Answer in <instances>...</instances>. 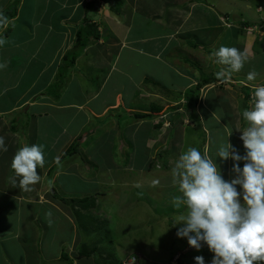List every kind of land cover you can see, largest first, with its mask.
Masks as SVG:
<instances>
[{
  "label": "crops",
  "instance_id": "crops-1",
  "mask_svg": "<svg viewBox=\"0 0 264 264\" xmlns=\"http://www.w3.org/2000/svg\"><path fill=\"white\" fill-rule=\"evenodd\" d=\"M11 1L3 0V3H0V10ZM28 1H21L17 17L13 19L7 37L2 36L5 35L3 33L10 25L0 28V38L4 40L3 45H0V63H6V68H9L10 65L6 59L13 58L17 61L13 64L14 70H19L26 66L27 59L30 62L39 57L40 50L38 48L31 47L32 51L24 49V45H29L30 39L34 36L42 38L44 43L40 41L41 45H50L52 53L49 55V60L43 61L46 68L40 69L36 73L38 77L32 75L30 78L24 73L21 82L12 81L10 78L3 80L1 76H3L5 68L0 70V136L4 137L8 148L6 152L0 151V210H3L4 213L8 211L6 204L12 203L13 200L18 202L15 210L20 212H23L25 205H52L50 204L51 199L46 198L51 195L47 191L50 188L47 185V178L51 172L52 168H49L52 163L63 162L65 148L75 140L78 142L89 141L93 138L114 139L113 135L117 132L115 120L113 121L115 114H110L111 119L107 120L110 112L124 116L125 119L128 117L130 121L125 120L121 127L124 131L134 129L144 122L149 124L151 129L145 137H147L148 143L156 144L154 153L150 154L151 159L154 158L159 148L165 149L163 146L168 144L167 140L170 139V135L173 134V131L176 132V136L173 134L172 137V145L176 151L168 154L166 170L155 173L152 170L153 165L155 168L161 169L160 165L158 162L155 164L154 161L149 160L147 166L144 169L141 168L135 179L122 182L123 187L126 188L134 187V183L137 182L138 185L142 184L148 188L156 189L152 193V199L155 202L160 203L157 188L160 189V192L163 189L159 181L167 174L172 176V168L177 157L189 148H182L185 144H181L180 141L183 133H188L186 130L180 133L185 125L195 127V124L201 120L200 122L205 126L203 127L204 145L201 152L206 151L211 158H216L218 146L221 143H226L227 139L241 155H244L242 151L246 150L240 139L242 131L231 129L233 126L243 129L244 123H246L243 118L237 117L238 110L241 108L238 105L239 101L234 97V92L239 93V90L233 89L232 83L231 85L229 83L232 89L230 87L229 89L228 87L221 88L223 85L218 87L221 81L201 88L200 98L195 108L197 117L194 115L193 118L184 107V104L189 106V102L184 96L185 91L195 86L204 77L194 71L190 64L191 58H201L200 51H204L203 43L206 40L211 44L212 38L220 37L223 30L234 29L235 26V23L224 20L223 11L217 12L216 2L208 0H123V4L115 11L112 7L113 4L109 5L111 2L105 3L109 7L99 8L98 1L104 3L102 0H93L95 3L92 8H89V3L92 0H84V8L80 6L83 0L74 2L57 0L51 13L43 11V16L40 15V18L37 19L38 11L41 12L43 9L37 7L36 9L39 10L36 11L30 7ZM45 1L47 2V0ZM201 5L206 13L214 8L216 11L212 14L214 19L205 18V20L200 15L198 16L199 20H192L195 11L203 12L200 8ZM27 7L33 9L29 11L32 12L31 16L25 14ZM92 10L95 11L94 17L87 18L88 12L90 13ZM90 23L97 27L99 38L96 39L91 32H88L85 38L86 45L83 48L80 46L76 48L78 56L75 63L71 65L65 63L63 59L67 53L74 49L78 31ZM45 28L48 31L41 34ZM27 32L31 34L30 38H28ZM235 32V45H239L242 50L249 49L248 55L250 51H255V54L263 52L264 39L258 37L260 31L255 32L257 35L254 40L247 37L248 32L240 34L239 27ZM196 34H200L201 37L197 42H193L191 39ZM195 52H199L200 56H195ZM210 53L212 52L210 51ZM173 54H175L174 62L170 60ZM2 55L6 59L1 57ZM213 58H216L215 55ZM171 76L174 79L177 77L178 81H181V86H178L175 80H169ZM261 77L264 78V75L256 79L261 80V84H264V79ZM227 79L225 80L227 81ZM75 80L79 84L76 83L78 86L71 88V92L68 94L67 89ZM237 83L250 86V89L255 88L244 80H238ZM77 87H81L83 90L81 96ZM51 88H54L55 91L50 94L48 90ZM213 90L215 96L221 99L222 105L219 109L221 112H217L211 105H207V92ZM175 91L178 93V95L175 94L176 97L173 95V92L176 93ZM179 92L183 94H180L181 97ZM67 95H69L68 98ZM202 108L208 110V114H205L208 118L212 117L213 132H209L205 123L202 122L205 116ZM22 113L26 117L32 113L37 116L34 130L32 122L30 120L26 122V129L30 133L28 137L22 134L24 131L22 119H15V116H20ZM176 113H180V117L172 118V115ZM64 115H66L64 118L65 129L72 130V134L66 140L69 142L64 145L63 152L59 153L56 160L52 161L50 165L45 164L44 168H48L47 174L42 172L43 169H40L41 179L31 186L30 191L19 188L18 183L14 185L15 174L11 163L16 151L25 144H43L47 149L48 134L39 130L40 120L43 117H48L51 123L48 120L47 122L52 128L56 129L58 126L62 128L59 119H62ZM128 122L129 125L135 123V127H129ZM106 123L111 127L105 128ZM67 131L65 132L69 133ZM231 132L232 135L228 138ZM80 149L83 148L80 147ZM76 153H78V149ZM216 162L219 167H224V170H221L226 180L234 178L233 174L235 173L232 171L234 162L231 158L224 161L217 157ZM243 163V161L240 162L241 167H243ZM62 173H64L62 169L53 173L51 180V183H54L53 186L57 182L58 175ZM156 176H159V180L155 179ZM55 193L56 190L53 189V194L55 195ZM53 198L58 201L57 196H53ZM56 203L53 206H56ZM182 207L184 206H181L176 212L181 213ZM63 215L65 219L72 220L70 214L64 212ZM162 219L166 221L167 217ZM71 224L73 226L75 223L71 221ZM161 228H163L162 224ZM165 231L172 233L174 231L173 224H169ZM75 232L77 229H73V233ZM141 241L149 244L148 248L141 247L143 248L141 252H146L144 259L141 260L146 264H170L172 258L179 253L181 254V264H196L195 257L190 256L187 252L192 249L189 245L178 244V247L173 245L171 248H166L165 243H162L163 239H147L144 235H141ZM46 247L43 246L44 251ZM134 258L140 257L134 255Z\"/></svg>",
  "mask_w": 264,
  "mask_h": 264
},
{
  "label": "rangeland",
  "instance_id": "rangeland-1",
  "mask_svg": "<svg viewBox=\"0 0 264 264\" xmlns=\"http://www.w3.org/2000/svg\"><path fill=\"white\" fill-rule=\"evenodd\" d=\"M55 1L57 0H47V2L45 0H29L28 4L36 11L43 9L41 12L40 10L38 11V15L36 14L37 19H39L40 15L43 16V11L51 13L54 10ZM70 1L74 2L76 0ZM208 1L217 3V9H215L217 12H219V10L223 11V18L226 22L235 23V30L233 28H226L221 33L220 37L215 36L212 38L211 44L206 40V42L203 43L204 51H200L202 55L201 58H191L192 62L190 64L194 71L198 72L199 76L217 75L221 70L225 71L226 75L221 77L224 80L221 81V85L219 84L218 87L223 85L221 88L228 87L229 89L232 83V88L239 90V93L234 92V97L239 101L238 105L241 108L238 110L237 117L242 118V112L252 106L254 89H249V93L251 94L250 99L245 101L244 95L246 93L245 91L242 92V85H239L237 82L238 80H244V82H247L253 87L261 84V80L255 79L249 81L247 76L249 72L253 71L258 73L256 78L264 75V50L256 54L255 51H250L248 55L249 60L245 63L244 67L236 72V74L232 72L230 75L227 72L228 66L217 63L216 58H213V56L215 51L221 46L239 48V45H235V31L240 27V20L253 23V27L247 30L249 33L247 37L254 40L257 35L255 32L260 31L258 37L264 39V31L259 28V24L264 21V0ZM83 2L84 0L80 3L81 8L85 7ZM0 3H3V0H0ZM111 4H113L112 1L109 5ZM97 6L99 8L109 7L101 1H98ZM97 6L95 5V8H97ZM37 7H39V9H36ZM200 8H202L203 12L199 13L195 11L192 20H199L200 17L198 16L200 15L204 17V19H214V17H212V14L216 12L214 8L209 10V13L204 11L203 5H201ZM33 9L27 7L25 14L31 16L32 12L29 11ZM94 15L95 11L92 10V12H88L86 17H94ZM52 25L54 26V23ZM47 31V28H45L41 34H45ZM5 36L7 37L8 35L2 37ZM27 36L30 38L31 34L27 32ZM199 37H201L200 34H196L191 40L197 42ZM34 38L30 39L29 45H24V49L32 51L33 47L38 48L40 50L38 54L39 57L32 59L30 62H28L27 59L25 61L26 66H23L21 69L14 70L13 64L17 63L15 59H6L3 55L1 56L6 59V62L10 65L9 68H5L3 76H1L3 80L10 78L12 81L21 82L24 73L32 78V75H35V77L37 76L36 73H38L40 69L46 68V64H44L43 61L50 59L49 55L52 53L49 48L50 45H41L40 41L42 42V38L35 36ZM241 39L244 38L241 37ZM210 51L212 53H210ZM248 51L249 49H247V52ZM198 54L199 52H195V56H200ZM253 54L254 56H252ZM170 60L173 62L175 61V54L170 57ZM226 78H228L227 81L225 80ZM165 79L167 80V76ZM261 79L264 78L261 77ZM169 80H175L177 85L181 86V81H178L177 77L174 79V77L171 76ZM76 83L79 84L75 80V82L69 85L67 89L69 91L68 94H70L71 88L78 86ZM77 90L81 96L83 92L81 87H77ZM175 94L178 93L173 92L174 96ZM68 97L69 95H67V98ZM206 102L208 103L207 105H211L217 112H221L219 109H221L220 106L222 102L221 99L215 96L214 90L207 92ZM184 107L187 113L191 114L194 118L195 111L193 108L190 106L188 107V104L186 106L184 104ZM202 112L203 115L208 114V110L203 108ZM110 114H115L113 121L115 120L116 124L114 122L112 123L115 124V130H117V132L113 135L114 139L93 138L89 141L81 140L78 141L79 147L78 142H75V140L74 146L77 147L78 153L65 157L63 162L56 161L52 163L49 169L52 168L53 171L50 172L51 175L49 173L47 178V185L50 186L47 191H49L51 195L46 197L48 200L51 199L50 204L52 205H25L23 212H20L15 210L18 202L13 200L12 203L7 202L8 204H6V207L8 211L6 213L0 210V264H120L119 260L122 254L126 255L125 261L132 262L134 260L131 258L134 257V255H138L140 257V263H144L141 259H144L143 257L146 252H141L143 249L141 247L148 248L149 244L141 241V235H144L147 239H163L162 243H165L166 248H171L173 245L178 247V244L183 246L189 245L187 238H180L177 236V230L181 225L174 226V221L177 220L180 215L186 214V208L182 207L181 213L176 212L180 207L174 206L173 197L180 195V193L178 188H176L177 185L173 184L170 174H167L159 181L160 185L163 187L161 192L160 189L157 188V196H160V203L152 199V193L156 191L154 188H148L142 184L138 185L137 182H135V186L131 188H126L122 185V182L125 180L130 181L135 179L140 173L141 168L143 167L144 169L147 166L149 160H151V162L154 161L155 164L158 162L160 165L161 169L155 168V165H153L152 170H154L155 173L162 172V170L167 167L168 154L176 151L172 145V137L174 135L176 136V132L173 131L174 135H170V139L167 140L168 144L163 146L165 149L159 148L154 158L151 159L150 154L154 153L153 150L156 144L153 142L148 143V139L145 137L151 129L149 124L144 122L134 129L124 131L121 127L125 120H128V117L125 119L124 116H118L117 113L110 112L107 116V120L111 119ZM221 114L223 115L224 113ZM180 115V113L173 114L172 118H178ZM30 116L26 117L24 113L20 116H15V119H22L24 122V131H22L25 133L22 132V134L26 135V137L30 136V133L26 129V122L30 120L34 130L37 121L36 115L32 113ZM195 116L197 117V114H195ZM224 117L226 118V116ZM64 118H66V115H64L62 119H59L62 128L58 126V129H54L49 125L47 120L50 121V123L51 120L48 119V117H43L40 120L41 124L39 130L42 133L48 134L47 139H49V141H46L47 149L45 148V161L47 163L45 162V164L50 165L52 161H55L57 155L63 152L64 145L69 142L66 140L71 137L70 134H72V130L67 131L65 129ZM211 119L212 117L208 118L206 115L202 119V122L205 123L209 132L214 131ZM200 121L201 120L195 124V127H192V125H185V128L180 131V133L184 130L188 131V133H183V136H181V144H185L182 148L186 149L191 146L200 151L203 149V140L205 137L203 127L205 126H203V123ZM226 121H228L227 118ZM106 124L107 125H104L105 128L111 127L108 123ZM127 125L129 127H135L136 124L132 123L129 125L128 122ZM244 127H246V123H244ZM235 128L236 126L231 127L233 131ZM73 143L65 148V152ZM80 147L83 149H80ZM245 152L242 151L243 154H245ZM220 168L224 170V167L220 166ZM60 169H62L64 173L58 175L57 182L55 186H53L54 183H51L53 173ZM47 170L48 168H43L42 172L47 174ZM38 171L41 172L39 168ZM233 175L235 177V174ZM155 179L159 180V176H156ZM53 189L56 190L55 195L53 194ZM53 196H57L58 201L54 200ZM86 197H90V201L85 204L79 203L80 199ZM93 198L95 199V205L90 207L89 204H91L90 202ZM72 200H76L75 203L79 204L70 202ZM55 203L56 206H53ZM64 212L70 214L72 220L68 218L65 219L63 215ZM163 217H167V220H163ZM71 221L75 223L73 226ZM171 223L174 228L172 233L165 231ZM161 224L163 228H161ZM73 229H77V232L73 233ZM90 231L91 233L89 234L88 232ZM83 244L86 245V248H83ZM95 245H97V249L95 252L90 253V257L80 254L81 252L84 253V251L91 250ZM43 246H47L45 251ZM191 248L192 249L187 251L190 256H203L205 264H211L214 253L209 250L206 244H203L199 250L192 246ZM62 252L69 255V257H67L68 260L61 259L60 255H62ZM154 253L157 254L158 252ZM259 264H264V261L259 262Z\"/></svg>",
  "mask_w": 264,
  "mask_h": 264
},
{
  "label": "clouds",
  "instance_id": "clouds-1",
  "mask_svg": "<svg viewBox=\"0 0 264 264\" xmlns=\"http://www.w3.org/2000/svg\"><path fill=\"white\" fill-rule=\"evenodd\" d=\"M8 23V18L0 12V26ZM3 43L0 38V45ZM214 55L217 63L228 66L229 75L240 71L249 60L247 49L237 47L221 46ZM6 67V63H0V70ZM225 75L224 70L217 73L218 77ZM257 75L249 72L247 79L255 80ZM242 118L246 127L235 129L242 131L240 139L245 154L241 155L229 139L216 151V158L224 161L231 158L234 162L233 179L226 180L216 158L195 147L181 152L172 168V182L178 185L180 193L173 197V204L186 208V214L174 221V226L181 225L177 236L187 238L189 245L197 250L206 244L214 253L211 264H259L264 261V84L254 88L252 106L242 112ZM231 135L232 132L228 138ZM0 151H8L2 136ZM45 162L43 144L20 147L11 163L15 174L13 184L18 183L19 188L30 191L41 179L38 168L43 169ZM177 255L180 264V253L170 264ZM125 259L122 264H146L140 263V258L132 257V262ZM195 261L205 264L203 256H196Z\"/></svg>",
  "mask_w": 264,
  "mask_h": 264
},
{
  "label": "trees",
  "instance_id": "trees-1",
  "mask_svg": "<svg viewBox=\"0 0 264 264\" xmlns=\"http://www.w3.org/2000/svg\"><path fill=\"white\" fill-rule=\"evenodd\" d=\"M21 1L22 0H12L10 3H8L3 9H1L0 12H2L4 14L5 17L8 18V21H9V27L7 29V31H5V35H8L10 33V30H11V27H12V24H13V19L17 17V14H18V9H19V6L21 4ZM104 3H107V2H113V9L115 11H117V8L123 4V0H102ZM95 2L92 0L90 3H89V8H92L93 4ZM12 23V24H11ZM239 24H240V27H239V33L240 34H246L248 31L249 28L253 27V23L249 22V21H245V20H240L239 21ZM3 26H0V28H2ZM259 28L261 30H264V21L262 23H260L259 25ZM88 32H91L92 33V36H94L96 39L99 38L100 34H99V31L97 29L96 26H94V24H88L86 25V27H82L79 31H78V34H77V40H76V44L74 46V49L71 50L69 53H67L63 59V61L66 63H69L70 65L71 64H74L75 61H76V58L78 56V50H76V48H78L79 46L81 48H83L85 45H86V34ZM60 77V76H59ZM224 79H222L221 77H218L217 75H208V76H204L203 79L198 82L195 86L193 87H190L188 88L185 93H184V96L185 98H187L188 102H189V106L191 108H193V110L195 111V108H196V105L199 101V98H200V90L201 88H203L204 86L208 85V84H211V83H216L218 81H222ZM242 85V89L243 91H245V95H244V99L245 101L249 100L250 99V87L247 86V85H243V84H240ZM52 91H55L54 88H51L48 90V93H52ZM183 95L181 92H179V96L181 97V95ZM178 95V94H177ZM188 106V107H189ZM190 109V108H189ZM193 111V112H194ZM196 114V112H194V115ZM77 152V147L76 146H72L70 149H68L65 154L63 155V159H65V157L67 156H71L73 154H75ZM62 159V160H63ZM51 171H53V169H51ZM51 175V173H50ZM76 200H73V202H75ZM88 201H90V197H86V198H83V199H80L79 200V203L81 204H85L87 203ZM91 204L90 207H93L95 205V199L93 198V200H91L90 202ZM84 208H87L86 206H83ZM77 213V211H76ZM86 230V229H85ZM94 232V231H93ZM89 234L91 233L88 232ZM111 241V240H110ZM112 243V241H111ZM127 246V245H126ZM83 248H86V245L83 244ZM124 248H128V247H124ZM129 248H132V247H129ZM88 249V248H87ZM97 249V245L93 246V248H91V250L89 251H84V253H80L81 255H87V257L89 256L90 257V253L91 252H95ZM85 250V249H84ZM69 255L65 252H62V256H61V259H65V260H68ZM126 258V255L122 254V257L120 258L119 260V263L122 264V262L124 261V259ZM180 264L182 263L181 262V259H180Z\"/></svg>",
  "mask_w": 264,
  "mask_h": 264
},
{
  "label": "built area",
  "instance_id": "built-area-1",
  "mask_svg": "<svg viewBox=\"0 0 264 264\" xmlns=\"http://www.w3.org/2000/svg\"><path fill=\"white\" fill-rule=\"evenodd\" d=\"M178 258H179V255H177V256L175 257V259H174V261H173V264H179V263H178Z\"/></svg>",
  "mask_w": 264,
  "mask_h": 264
}]
</instances>
